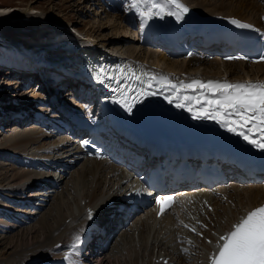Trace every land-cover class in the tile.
Masks as SVG:
<instances>
[{
    "label": "bare ground",
    "instance_id": "obj_1",
    "mask_svg": "<svg viewBox=\"0 0 264 264\" xmlns=\"http://www.w3.org/2000/svg\"><path fill=\"white\" fill-rule=\"evenodd\" d=\"M183 1L189 7L195 9L194 12H197L201 17L215 19L218 16H222L224 18H236V19L245 20L259 27L264 26V0H251L250 2H248V0H183ZM93 2H99V0H95V1L93 0ZM103 2H104L103 7L106 13H109L113 16L116 15L115 17L118 16L117 17L118 19L116 20H118V22L126 24L127 28L129 29V33L131 35H135L136 37H138V41H140L141 43L142 42L145 43V41L148 40L149 37L155 35L153 34L155 30V25L158 26L157 29L159 31H165V32L170 31L172 24L179 25L175 22L174 16H165L163 19L154 17L150 20H145L142 23V17L137 13V11L135 9H129L130 0L128 1L103 0ZM32 9L28 8L26 9V11L20 12V14H15L13 12H15L16 8L0 7L1 25L4 24L5 21L11 22L12 20H17V19L18 20L20 19L19 21H21L23 25L26 23H28V25L29 23H35L33 26H30L28 28L26 27L22 28V26H20V28L16 31V34L18 33L24 34V40L28 41L27 43L22 42L21 37L20 39L18 38L16 40L7 38L4 35L3 31H0V69L3 68L5 65L10 66L12 69V76L16 77L17 79H19V75L21 74H25L26 76H31V78H29L26 81L30 82V85L33 86V84L38 83L36 80L37 78L33 77L34 74L32 71L33 69L36 68L37 66L36 63L30 62L31 65H22V68L18 70L14 68V65H18L20 67L18 63H14V60H16V58L25 59L24 57L25 48L28 51H33V50L35 51L39 47L43 48V51L47 52V54L49 55V57L46 59V61H48L49 63H56V61L60 62L61 60H64V62H62V66L67 67V69L65 70L66 72H68L67 65L72 66L75 63H80L81 59L79 58L78 54H73L71 52L62 50V48L70 51L75 50V45L67 42L69 38H67L66 34L69 31L70 26H67L63 22L62 23L56 22L54 20L55 17L54 18L45 17V15H43V12L41 11L39 14H34V15L27 13V11L32 12L31 11ZM35 10H37V8ZM37 16H39L40 19H37L36 18ZM22 18H25L27 21L30 22H23ZM36 22L38 25L36 24ZM135 26L138 27V31H135ZM58 27L60 30L57 29ZM125 34L127 36H131L128 33ZM36 38L38 39V41L36 40ZM85 38L88 43L92 44L95 47H99L101 51L108 50L109 52H112L110 50L109 44L107 43L103 44V42H100L98 40L96 41L94 40V38L93 39L89 38V36ZM49 42H53V45L49 44ZM211 46L213 45H209L205 48H202V50L206 54H208L209 52H207V50ZM135 53H136L135 51H131L130 54L131 56H133ZM101 58H103L104 60H106V62L110 63V65L113 66L112 68L106 67L108 69V73L106 74L108 77L105 76L102 80V83H100V85H96L92 81H87L86 84L88 85H84L87 88V90L88 89L93 90V101L95 102V104L97 102L99 103L98 112L100 116V121H104L107 119V121L111 120L116 125H120L121 123H126L128 126L134 128L135 130H141L145 132L146 131L175 132L185 128H192L194 120L193 118L190 117H187L186 119L183 118L184 116L187 115L186 109L183 108H178V112H173V113H169L165 111L166 115L164 116L154 112L153 110L154 107L168 104L166 99H158L156 96L149 95L148 91L140 88L139 86L135 87V83L137 79H136V75L135 76L132 75L133 72L139 73L140 78L141 76H143L148 81H153V80L158 81L161 79V77H167V79L172 84H177L181 82L188 84L193 80L207 82L209 81L208 77L210 76H215L213 78H221L223 76H228L232 78L231 80H240L246 78L253 80L252 78L260 77L261 74H264V63L251 65V64H244L243 62L240 61H234L231 63H221L220 61L217 62L213 61L216 63V65L221 64L226 66V68L222 69L223 70L222 71L220 69L221 65L218 66L215 65V67H217L215 68L213 67L214 65L212 62L211 66L208 67L209 69L206 72L207 74L203 72L201 73L202 75L200 74L201 76H199L198 73L200 67L204 63H206V59L204 57L192 54L190 55V57H188V59H186V58L178 57L177 55L174 56V54L167 49H163L160 51L149 50L147 51V53H145V56L143 58L141 57V55L138 56V54H136V57H134V59L136 58L135 60L136 62L132 60L123 59L124 57L120 56V54L118 55L116 52L115 55H113V57L101 56ZM146 59L148 61L149 59H151L152 64L149 66H144L143 62H145ZM174 59L181 60L180 61L181 63L174 61ZM70 60L72 61L71 63L69 62ZM161 66H164L163 71L160 68ZM248 69L249 70L253 69V71H249ZM234 70L237 71L240 70L239 72H237L239 75L237 76L234 75L233 74ZM61 71H63V69H61ZM72 71H74V69ZM72 71H70V75H68L67 77L68 81L78 82V79H80L81 76L77 75V79L76 78L73 79L72 77H74L75 73L73 74ZM228 71L230 72L232 71L233 73H230ZM245 71H247V73L250 74L254 73L253 74L254 76L247 74ZM129 72H130L129 76H133L132 80H130V77L126 76V74H128ZM143 73H147L148 75H143ZM5 74L7 75L11 74V71L7 69V71H5ZM114 74H116V76H113ZM1 75L2 74L0 73V76ZM56 77L59 78L58 81H56ZM152 77H155V79H151ZM53 79L57 83L55 89H58V87H60L59 93L62 92V89L65 86H68L67 84H70V82H68L60 75L59 76L54 75ZM215 81H219V80H215ZM21 85H23V83ZM36 85H38V90L42 92L36 95L37 99L36 98L32 99L34 100L33 103H35V105L36 103L40 104V102L42 101L41 98L43 96L41 95V93L44 94L48 100L49 98H51V95H48L46 93L49 89L48 86L43 87L44 89L43 90L40 88L41 86L39 83ZM100 86L102 87L101 88L102 91H100L99 95H97L94 89H97ZM73 90L74 88H71V91ZM30 92L32 91L29 90L26 91V93L28 94ZM107 96L115 99L117 103H113L112 100L108 101L107 99H105V97ZM78 99L79 96H76V98H74L75 104L79 102L80 99L79 100ZM19 100H22V98ZM103 100H105V102H103ZM1 101L5 103L7 102V99H2ZM54 101L55 99H52V102L51 100H49V102L47 103L48 108L52 110V113H55L54 114L55 116H57L56 114L61 115V109L58 106L57 107L54 106ZM15 102L14 104L16 108L20 109V111H18V114L20 115H18L16 117L17 119H15L13 118V116L6 115L4 108H1L2 114H0V127L3 125V123L7 124L12 120H15L16 123L22 126V124L20 123L21 118H23V121L25 118L29 119L30 116L28 114L27 108H29L30 106L33 107L34 106L33 103L31 102L24 105V107L23 106L20 107L21 104L17 103L16 105ZM65 104L68 105L69 102H66ZM126 105L131 107V111L128 110V107ZM91 107L89 109L91 113H94L95 109L92 112ZM76 111L77 110H75V112ZM41 113L43 112L40 111V114ZM86 114L87 113H84V115ZM178 116L182 117L181 120L177 119ZM35 121L39 122L40 120L38 118V120ZM43 125H46V123H44ZM188 125L189 127H187ZM33 131L35 130L33 129ZM40 132L41 134H43L42 130H40L39 133ZM39 133L31 131L17 138L16 140L14 139L12 146L2 150L6 154L0 153V156L6 158L10 157L11 159L13 157H11L10 155L8 156V154H10L11 152L19 154L20 152H18V150L20 148L25 146L27 147L30 144L36 145L37 148L39 149L40 148L43 149V146L46 145L48 139L53 140V138H55V136L51 132L44 133L43 135ZM65 140L66 138L63 141ZM70 142L71 140L68 142H63V146L61 145V147H59L57 151L58 152L63 151V154L67 153L66 149L69 147L68 143ZM49 153L52 154L51 152H48V154ZM72 157H74L76 160H72ZM47 158L50 157L47 156ZM64 159L65 160L67 159V162L71 161L70 162L71 164L73 163L71 165L72 167L69 170L75 167L79 162L84 161L83 165H81L82 167L81 170H76L75 171L76 173L74 172L77 178L76 181L75 180L74 181L78 182V185H77V189H75L76 196L73 197L75 200V202L73 203H76L75 206L77 208L75 207L74 209H71L72 207L66 206L65 207L66 210H65L62 206L57 205L56 209L54 210L56 216L52 219L53 220L51 224L52 226L48 224L46 219L44 218L40 221V223L43 224V225L41 224L42 227L41 229L46 230V237L51 241H53V244L54 243L56 244L57 242V246L55 245L57 247L55 252L58 253L61 252L60 253L61 257L58 256L59 254L56 256L57 253L55 252L53 253L52 249H49L47 252L41 254V255L44 254L46 255L44 259L43 257L37 259L35 258L36 264H83V262L86 261L85 259H89L86 257H84L85 259H83L82 256H80L83 246L86 243V238H85L86 231L88 228L91 229L95 228L94 219L92 218V215L94 211L99 207L101 202H105L110 198L107 196L105 197L104 195H103L104 197L101 195H99L100 197H98L96 195L97 189L102 187L101 184H103V181L101 180L102 176L100 178L97 176V174L99 173V171L103 170L104 168H107V170H111L112 173L111 179L117 176L115 173L116 169H114L111 165L107 164L103 160L80 158L77 149H75L74 153H72L71 156L65 157ZM28 163L30 164L29 166L30 168H33V165H37L36 163H34V161L26 162V160H23V164H25V166H28ZM25 172L34 174V176L26 174ZM38 175H39L38 173L32 172L31 170L16 172L14 176L15 179L13 181L14 182L13 184L18 185L19 189H16L17 192H13V190H10L9 193L6 194L7 195L9 194L8 197L12 199L14 198V200H16L17 197H15V195L17 196V194L24 192L25 185H28L29 182L33 180L35 177H40ZM61 179H62L61 181L63 182L65 178L63 179V177H61ZM37 184L39 185H32L30 191L31 192L34 191L37 192L38 195L41 194V196L48 197L47 192H44L42 194L41 189L34 190L35 188H40V186L46 187L47 182L37 183ZM108 195L110 194L108 193ZM31 198L29 200H31ZM83 199H85V205L84 203H82ZM194 200H195V205H193L194 209L192 214L194 215V217H198L202 219L201 221L203 222V224L215 232L214 234L211 235L209 234V231L205 230L206 228L199 229L206 237L211 238V244L203 245V247L206 249L208 253H201V255L203 254L202 255L203 259L200 260L201 264H211L210 258L213 256L215 252L216 253L218 252L217 251L218 245L222 243L220 237L225 235L229 231H232L234 225L239 223L241 218L245 217L250 210H252L256 206L264 202V187L260 185H252V186L234 185L225 188L219 187L216 188L215 190L212 189L211 191L208 192H196V195L194 196ZM8 202L5 200L3 201V203H6V205H4V208L6 209V206L8 205L7 209L8 211H10V209L13 207L14 204L12 201H10V203ZM62 203L64 204L66 202H62ZM80 211H84V213L81 214ZM96 215L97 213L94 216ZM2 216L3 213L0 214V217ZM210 216H213L214 218L213 222L208 221V218ZM120 219H121L120 217L115 216L114 218H111L106 222L107 226L105 228L106 230H108V234L106 235L107 237L109 235L111 237V235L114 233L118 223L121 222ZM163 222L164 220L158 221L154 219L153 214H150L149 212H145L143 215L138 216L135 222L132 223L133 225H135L136 230L139 232L138 237L140 239L138 240L139 244L137 247L136 244L134 245L135 238L133 237L132 247L134 248V250L132 249V247L128 249L130 250V252L128 251L129 253L127 256L129 257V261L132 264H145V258L150 259V256H152L155 248L160 249L161 251L164 252L163 258L160 261H158L157 264H188L187 261L185 260L186 257L185 258L179 257L175 259L173 255L169 256L168 253L169 248L173 245L174 240L172 238V232L168 230L169 227H167L166 225L163 226L161 225ZM0 223L2 222L0 221ZM157 224H160L157 229V233L159 235L161 234V241H159L158 245L155 244V242L157 241L155 236L151 235V232L153 231L154 227H157ZM188 225L191 228L188 229L189 234L190 236H192L191 230L192 229L195 230L196 226L192 221H189ZM89 234H91V231L89 232ZM143 236H147L146 239L144 240V243L146 245H144L141 239V238H145ZM87 238H89L88 233H87ZM12 241L15 242L12 239L11 243H13ZM18 241L19 239L17 240V242ZM21 242L22 240L20 241V243ZM141 244L144 245L142 246V248H140ZM58 245H60V248ZM97 246L98 244H96V247ZM136 248L139 250H137ZM61 249H63L65 253ZM65 250L66 251L71 250V251L69 253H66ZM136 250L139 253H137ZM191 250L192 252L193 251L196 252L197 249L195 246H192ZM138 256L141 259H139ZM152 260L153 258H151L150 264L153 263Z\"/></svg>",
    "mask_w": 264,
    "mask_h": 264
},
{
    "label": "rangeland",
    "instance_id": "obj_2",
    "mask_svg": "<svg viewBox=\"0 0 264 264\" xmlns=\"http://www.w3.org/2000/svg\"><path fill=\"white\" fill-rule=\"evenodd\" d=\"M95 1V0H94ZM251 0H248L250 2ZM0 7H7V8H16L15 14H20V12L26 11L28 8H37V10L32 9L30 11H27L29 14H39L40 11L43 12V15L45 17H51L54 18L56 22H63L67 26H71L73 28H76L79 32H82L84 36H89V38H94V40H98L100 42H103V44H109L110 50L112 53L115 54V52L120 56L124 57L126 60H132L135 61L136 54L141 55L143 58L145 56V53L147 51L152 50V51H158L155 48H152L150 46H143L139 41L138 37L135 35H131L129 33V29L127 28L126 24L118 22L116 15H111L109 13H106L104 10V7L102 5V2H93V0H0ZM40 7V8H39ZM39 8V9H38ZM105 12H104V11ZM26 15V14H25ZM123 16V15H121ZM37 16V19H40V17ZM26 18V17H25ZM25 18L23 19V22H30L27 21ZM25 19V20H24ZM258 19V18H257ZM20 20V19H19ZM17 20H12L11 22L5 21L4 24H0V31H3L4 35L7 38H11L13 40L20 39L22 42H28L24 40V34H16V31L20 28V26L23 27H30L33 26L35 23H26L22 24L21 21ZM15 21V22H14ZM259 21V20H258ZM39 23V21H38ZM121 23V24H120ZM32 24V25H31ZM37 24V22H36ZM38 25V24H37ZM19 32V31H18ZM1 33V34H3ZM125 33H128L131 36H127ZM117 38V39H116ZM121 38V39H120ZM33 39V38H32ZM24 40V41H23ZM38 41V39L36 38ZM111 40V41H110ZM118 40V41H116ZM109 41V42H108ZM105 42V43H104ZM99 43V42H98ZM117 46V47H116ZM129 51V52H128ZM131 51H135L136 53L131 56ZM2 52V51H1ZM127 54V55H125ZM134 59V60H133ZM206 59V63H204L199 70V76H201L203 72H207L209 69L208 67L211 66L213 60ZM152 60L149 59V61L146 59L145 62H143L144 66H149L152 64ZM174 61H177L178 63H181V60L174 59ZM136 62V61H135ZM213 62V67H215L216 63ZM221 65V64H218ZM216 65V66H218ZM161 70L163 71L164 66L160 67ZM217 68V67H215ZM226 66L221 65L220 69H224ZM8 66H4L3 68L0 69V73L2 74L0 76V114L1 113V108H4L5 114L9 116H13L16 114L18 111H20L19 108H16L14 102L20 103V107H24V105L28 103H33L34 98H36V95L38 93L42 92L38 90V83L33 84V87L31 85L30 88H25L24 84L21 85L23 82L21 79H17L14 76H10L9 74H5V71H7ZM206 71H205V70ZM219 69V68H218ZM219 69V70H220ZM249 70V69H248ZM223 71V70H222ZM236 71V73H235ZM240 70H234L233 72L228 71L230 73H233L234 75H239L237 72ZM249 71H253V69H250ZM220 72V71H219ZM227 72V71H226ZM247 73V71H245ZM255 72V69H254ZM201 74V75H200ZM207 74V73H206ZM250 74V73H247ZM254 74V73H253ZM253 74H250L254 76ZM256 74V73H255ZM7 75V76H6ZM22 83H21V82ZM53 87V86H52ZM51 87L46 93L48 95L54 96V90ZM32 91L29 94L26 93V91ZM68 90L69 92V87L65 86V91ZM46 91V90H45ZM67 92H61L56 95L55 98H57V102H63L64 104L66 102H70L73 105L74 110L82 111L88 109V107L94 106L95 102L93 101V91L90 89L84 91V94H80L79 96V102L74 103V98L73 97H68ZM42 101L39 103H33L32 111L30 112V116L34 117V112L37 110L44 112V110H47L46 107V97L44 94L41 93ZM87 97V98H85ZM22 100H19L21 99ZM66 98V99H65ZM83 98V99H82ZM2 99H7V102L3 103L1 100ZM37 99V98H36ZM40 99V100H41ZM82 100V101H81ZM44 102V103H43ZM3 106V107H2ZM31 108V107H30ZM11 111V112H10ZM95 114H98V108L95 110ZM13 118H15L13 116ZM32 123V120L29 119L28 122H26L23 126H20L18 123H16L15 120H12L11 122L3 123V125L0 127V153L6 154L2 150L10 147L13 145L14 139L16 140L17 138L23 136L24 134H27L29 132H38L40 130H44L45 128L41 126V128L38 129L37 126H29ZM29 126V127H27ZM31 128V129H30ZM33 129L35 131H33ZM38 130V131H37ZM49 131H52V134L55 136L53 140L48 139L46 145L43 146L42 148H37L36 145L30 144L27 147H22L18 150L20 152L19 154L17 153H10V157H3L0 156V203H3L2 198H6V193H8L11 190L13 192H17L16 185H14L13 181L15 179V173L20 172V171H28L31 170L32 172L38 173L40 175H47L50 177V170H46L44 168L40 169H34V168H29L28 166H25L23 164L24 157L27 158H32L34 153L40 152V151H45V150H53L54 148L58 147L60 144H63V140L67 138V136L64 133H60L59 135L56 134L51 128H49ZM42 133H46L42 131ZM41 134V132L39 133ZM41 134V135H43ZM56 153V151H54ZM47 156H51L52 154L44 153ZM62 153L59 152L58 156L57 154L53 155L55 157H59ZM22 160V162H21ZM67 160V159H66ZM27 162V160H26ZM84 161L79 162L75 167H73L71 170H65V174L63 176L64 181L60 182L58 184V187L55 189H48L46 192L48 194L47 198L43 197H37L35 196L36 199H43V202H38L37 200H33L32 202H25L24 207H28L30 203H33L35 205H39V208H35L36 210L34 212L35 215L29 218H23L20 216V212L24 213V209L16 207L14 204L11 209L15 211L13 214H5L6 212H3V217L0 218V264H36L35 260L37 258L43 257L45 258V254L41 255L45 252H47L49 249H52V252L54 253L57 249V242L56 244H53V241L48 239L46 237V230L41 229V224L40 221L44 218L46 219L48 224H52L53 218L56 216L55 215V209L56 206H62L66 210V206L72 207L71 209H74L76 206L74 198L76 196V191L78 182L76 181V170H81V165H83ZM107 164H109L107 161H105ZM65 163H68L65 161ZM28 165H30L28 163ZM110 165V164H109ZM112 166V165H111ZM113 167V166H112ZM115 169V167H113ZM75 172V173H74ZM101 172V173H100ZM26 174L34 176V174L27 173ZM100 173V174H99ZM97 174L98 177L101 178L102 176V181L103 184H101L102 187L97 189L96 195L98 197L101 196H112L114 197L117 194V191L119 189H127L129 188V183H124V181H121L122 179L120 178V170L116 169V177H113L111 179L112 173L111 170H107V168H104L103 170L99 171ZM73 176V177H72ZM75 178V179H74ZM120 178V179H119ZM75 180V181H74ZM74 184V185H73ZM89 187V186H88ZM16 190V191H14ZM51 191V192H49ZM108 193L110 195H108ZM9 195V194H8ZM34 195H30L29 198L33 197ZM103 196V197H104ZM10 198V197H8ZM12 200V199H11ZM66 202V203H62ZM62 203V204H60ZM81 203V202H80ZM82 203L85 205V199L82 200ZM81 203V204H82ZM77 208V207H76ZM10 209V210H11ZM193 211V210H192ZM81 214L84 213V211H80ZM19 213V214H17ZM21 213V214H22ZM49 213V214H48ZM79 214V213H78ZM77 214V215H78ZM4 218V219H3ZM2 219V220H1ZM7 219V220H6ZM137 219V218H136ZM132 220L125 229L120 230L122 227L116 229L114 233L112 234V238L109 240L108 247L103 249L100 253L96 254L93 256V258L89 259L88 261H85V264H132L129 261V257L127 256L130 250H128L130 247H132L133 240L132 238L134 237V245L138 247V240L139 239V232L136 230L135 225L132 223L135 222V220ZM184 219V218H183ZM182 217H180V221L183 220ZM214 218L213 216H210L208 218L209 222H213ZM4 221V222H3ZM6 221V222H5ZM45 221V222H46ZM191 221L190 219L188 220ZM202 221H197L194 222L195 230L192 229V236H190L189 232L187 233L189 236H186L182 231H178L177 233V238L173 242L172 248L169 250V256L174 253L175 247L176 251H180L181 255L185 258L188 264H201V261L203 259V254L201 253H208L206 249L203 247V245H209L211 244V238L206 237L203 235L201 231L196 230L197 226L199 225V229H203L209 231V234H214L215 232L208 228L207 226L203 225L201 223ZM187 223V224H188ZM4 224V225H3ZM8 224V225H7ZM197 224V225H196ZM11 227H10V226ZM43 225V224H42ZM132 225V226H131ZM52 226V225H51ZM131 226V227H130ZM189 226V225H188ZM201 226V227H200ZM189 229V228H188ZM187 229V230H188ZM44 231V232H43ZM136 232V233H135ZM152 236H155L157 241L155 244L158 245L159 241H161V234L159 235L156 232V229H153L151 232ZM141 237V236H140ZM145 238H141L143 243L144 240L146 239L147 236H143ZM173 238V237H172ZM197 238V239H196ZM14 240L15 242L11 243V240ZM19 241L17 242V240ZM22 242L20 243V241ZM174 240V238H173ZM198 241V242H197ZM49 242V243H48ZM51 242V243H50ZM202 242V243H201ZM192 245H191V244ZM56 245V246H55ZM144 245H146L144 243ZM143 244L140 245V248L144 246ZM180 245V247H179ZM60 248V245H58ZM175 246V247H174ZM190 246V249H189ZM192 246L196 247V252H192L191 248ZM134 250V248L132 247ZM137 249V248H136ZM63 251V249H61ZM60 250V251H61ZM139 250V249H137ZM136 250V251H137ZM191 250V251H190ZM59 251V252H60ZM66 251V250H65ZM70 251V250H68ZM66 251V252H68ZM129 251V252H128ZM185 251H188L189 254L187 255ZM64 252V251H63ZM62 252V253H63ZM57 253L56 256H60V253ZM65 253V252H64ZM137 253H139L137 251ZM191 253V254H190ZM160 255V256H159ZM55 256V257H56ZM164 256V252L161 251L160 249L155 248L153 251L152 256L149 258H145V264H150L151 263V258L152 264H157L160 259ZM36 258V259H35ZM139 259H141L138 256ZM159 259V260H158ZM190 259V261H189ZM190 262V263H189Z\"/></svg>",
    "mask_w": 264,
    "mask_h": 264
},
{
    "label": "snow or ice",
    "instance_id": "obj_3",
    "mask_svg": "<svg viewBox=\"0 0 264 264\" xmlns=\"http://www.w3.org/2000/svg\"><path fill=\"white\" fill-rule=\"evenodd\" d=\"M129 9L137 11L142 17V23L154 17L163 19L165 16H174L179 21L188 11L181 0H130ZM232 23L238 22L233 20ZM240 26L251 27V25ZM132 75L135 76V73ZM143 75L148 74L143 73ZM136 79L139 80L140 77L136 76ZM157 83L166 84L173 90L177 108H185L187 105L188 110L193 111L192 104H199V110L193 111V119L215 120L227 131L235 132L249 144L264 149V84L193 80L188 84L181 82L176 85L167 77H161ZM186 89L193 91L199 89L200 95L198 97L179 95L181 90ZM166 99L169 103H173L172 97ZM127 107L131 111V107ZM252 121H257L252 124V128L258 130L259 140L250 138L251 128L245 131ZM171 199V197L162 198V200ZM163 211L162 208L161 212ZM220 240L222 243L218 245V252L210 258L211 264H264V206L249 211L239 223L234 225L233 230L221 236Z\"/></svg>",
    "mask_w": 264,
    "mask_h": 264
}]
</instances>
